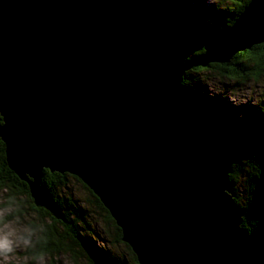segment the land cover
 <instances>
[{"label":"water","instance_id":"95a60500","mask_svg":"<svg viewBox=\"0 0 264 264\" xmlns=\"http://www.w3.org/2000/svg\"><path fill=\"white\" fill-rule=\"evenodd\" d=\"M264 43L250 0L193 59L128 60L64 9L0 0V138L37 207L65 220L44 169L100 199L139 264H264L234 196L230 143L195 112L186 71ZM93 264H114L83 244Z\"/></svg>","mask_w":264,"mask_h":264},{"label":"trees","instance_id":"16d2710c","mask_svg":"<svg viewBox=\"0 0 264 264\" xmlns=\"http://www.w3.org/2000/svg\"><path fill=\"white\" fill-rule=\"evenodd\" d=\"M22 3H33L53 9L56 6L67 11L82 25L94 32L116 55L128 60L143 58H170L174 61L189 60L205 52V44L216 34L223 32L243 12L250 0H218L219 10L214 8L206 14L207 21L202 26H209L213 17L216 26L210 30L211 35L205 38L199 21L184 18L179 12L185 0H159L166 9L168 23L158 29L145 28L148 38L137 36L135 26L141 19L134 0H20ZM180 9V11L178 10ZM183 12V11H182ZM124 32L125 45L116 36ZM208 32V30H207ZM195 41L189 48L187 43ZM143 42L144 44H141ZM197 42V46L195 45ZM218 70L221 75L249 79L252 75L260 78L264 75V43L237 53L229 63H211L208 66H196L186 71L182 84L188 93L192 106L207 127L219 138L230 143L231 161L229 174L234 199L244 210L242 227L259 243V254L264 262V98L261 106H246L241 116H224L218 119L213 111L221 106L227 107L226 101L219 96L210 98L200 94L193 83L194 74L204 70ZM197 83V82H195ZM206 113V114H205ZM1 123V116H0ZM43 185L55 198L65 220L54 218L49 211L37 207L29 192L27 183L21 180L8 166L5 144L0 138V191L7 196L6 204L15 206L21 213L24 205L22 197L32 210L42 218L39 224L33 225L34 238L29 237L26 253L33 259L53 257L56 254H67L74 264H93L83 244L100 253L114 264H124L105 244L96 242V230L92 227L88 211L70 192L72 179L78 181L88 192L86 202L96 206L102 213V220L114 232V243L125 245L131 263L139 264L132 248L121 240L122 232L115 219L100 199L77 176L69 173L51 172L44 169ZM242 188V190H241ZM20 196V197H19ZM19 200V203L17 202ZM18 203V205H17ZM17 205V206H16ZM32 224V223H31ZM102 239V238H101ZM111 240V242L113 243ZM81 258L84 262H81ZM127 261V262H126Z\"/></svg>","mask_w":264,"mask_h":264},{"label":"rangeland","instance_id":"374dc122","mask_svg":"<svg viewBox=\"0 0 264 264\" xmlns=\"http://www.w3.org/2000/svg\"><path fill=\"white\" fill-rule=\"evenodd\" d=\"M169 1L172 2V0ZM186 2L187 4L182 7L184 10H181L179 14L191 21H199L200 27L205 32L203 36L208 39L211 35L210 30L218 23H214L216 20L213 17L212 23H209V26L205 25L204 27L202 24L204 25L207 21L206 14H210V11L214 8L217 10L221 8L218 5L219 1L185 0L184 4ZM134 3L141 14V19L137 26H135L134 31L137 36L148 38L144 30L145 28L148 30L158 29L168 23L166 9L162 7L159 0H134ZM178 10L180 11V9ZM116 36L120 38V42L123 45L126 44L124 41L126 34L124 32L117 31ZM194 42L190 41L187 43L189 48L193 46ZM141 44L144 43L141 42ZM195 45L197 46V42ZM194 78V81L197 83L194 82L193 85L196 89H199L198 92L200 94L208 98L219 96L222 101H226L228 108L221 106L219 110L213 111V116L217 119L224 116H241L245 113L244 109L246 106L260 107L261 101L264 98V75L259 79L252 75L246 80L221 75L218 70L214 69L195 73ZM70 192L79 200L80 205L89 212L88 215L92 222V227L98 232L95 235L96 242L103 246L106 244L107 247L111 248V252L118 260L124 258V260H121L124 264L125 260L131 263L125 245L114 243V232L102 220L101 211L96 206L86 202L88 198L86 189L78 181L72 179ZM6 200L7 196L4 191H0V264H74L67 254H56L53 257L48 256L41 259H33L27 255L28 238H34L37 234V232H34L33 225L39 224V220H42V218L36 211L30 208L29 203L24 197H22L24 207L20 208L21 213L19 214L15 211V206H8L6 204ZM17 202L19 203V200ZM81 262H84L82 258Z\"/></svg>","mask_w":264,"mask_h":264},{"label":"bare ground","instance_id":"6f19581e","mask_svg":"<svg viewBox=\"0 0 264 264\" xmlns=\"http://www.w3.org/2000/svg\"><path fill=\"white\" fill-rule=\"evenodd\" d=\"M135 60V59H134Z\"/></svg>","mask_w":264,"mask_h":264}]
</instances>
